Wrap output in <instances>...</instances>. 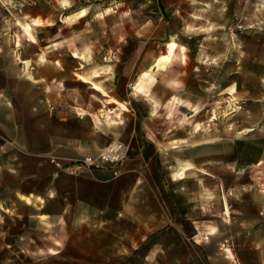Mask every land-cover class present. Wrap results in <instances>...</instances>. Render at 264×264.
I'll return each instance as SVG.
<instances>
[{
	"label": "crops",
	"instance_id": "1",
	"mask_svg": "<svg viewBox=\"0 0 264 264\" xmlns=\"http://www.w3.org/2000/svg\"><path fill=\"white\" fill-rule=\"evenodd\" d=\"M196 1L197 24L211 25L213 40L225 25H234L235 45L228 52L240 64L230 74L241 76L243 102L229 112L236 127L224 128L216 118L206 130L195 127L192 138L181 136L180 143L149 129L146 117H157L150 105L143 113H126L130 101L140 108L133 94L146 90L142 78L153 76L150 70L136 72L141 53L113 75L120 91L124 77L137 73L136 82L127 84L135 101L110 94L94 80L100 74L94 69L76 75L105 98H75L66 109L44 91L39 97L44 86L22 72L29 59L19 61L20 72L12 51L0 49L5 251L42 254L37 264H264V0ZM41 23V18L19 21L32 41V24ZM177 47L176 42L169 63ZM83 54L74 52L88 60ZM159 57L151 69L160 68ZM229 89L231 99L237 98L235 84ZM104 102L115 106L104 109ZM167 106L173 116L177 100L169 99ZM181 119L188 123L190 116ZM115 138L128 147L117 175L109 166L73 172L56 164L97 156Z\"/></svg>",
	"mask_w": 264,
	"mask_h": 264
},
{
	"label": "rangeland",
	"instance_id": "2",
	"mask_svg": "<svg viewBox=\"0 0 264 264\" xmlns=\"http://www.w3.org/2000/svg\"><path fill=\"white\" fill-rule=\"evenodd\" d=\"M196 6V0H0V49L12 51L19 70V61L29 59L22 72L30 81H40L44 86L39 97H43L44 91L45 98L55 97L58 107L66 109L64 104L75 98L77 102L84 96L105 98L80 80L76 72L91 74L94 69L100 70L93 77L95 81L119 100L135 101L128 95L127 84L136 82L137 73L150 70L153 76L142 78L146 90L133 94L140 99L137 101L140 108L130 101L126 105L131 110L126 113L134 110L143 113L150 105V114L157 117H146L149 129L164 140L167 136L169 142L180 143L181 136L188 134L192 138L195 127L206 130L216 118L224 128L236 127L237 123L229 120V112L235 104L241 106L243 102L241 76L230 74L240 64L228 52L230 44L235 45L231 42L235 38L231 35L234 25H225L220 37L213 40L208 28L211 25L198 26ZM34 18L43 20L39 25L32 24L36 41L19 24V21L32 23ZM170 40L178 43L173 61L164 69H151L155 60L167 52ZM236 47L240 50L241 43ZM74 52L85 53L88 60L74 56ZM43 53L46 56L41 60ZM140 53L142 61L137 73L125 76L127 84L119 91L113 78L116 69L128 60L132 64ZM232 84L236 86L237 98L231 99ZM34 96H38L36 89ZM171 98L177 100L178 106L173 116H168L167 101ZM113 106L104 102V109ZM237 113L238 117L243 116L244 105ZM184 115L190 116L188 123L182 122ZM2 244L0 238V264H37L42 257L29 251L7 252Z\"/></svg>",
	"mask_w": 264,
	"mask_h": 264
},
{
	"label": "built area",
	"instance_id": "3",
	"mask_svg": "<svg viewBox=\"0 0 264 264\" xmlns=\"http://www.w3.org/2000/svg\"><path fill=\"white\" fill-rule=\"evenodd\" d=\"M128 156V147L125 142L120 139H112L106 143L99 151L97 156L86 155L73 159L66 163L56 161L58 167L68 171L93 170L104 166L113 169L114 175L120 171V166Z\"/></svg>",
	"mask_w": 264,
	"mask_h": 264
},
{
	"label": "bare ground",
	"instance_id": "4",
	"mask_svg": "<svg viewBox=\"0 0 264 264\" xmlns=\"http://www.w3.org/2000/svg\"><path fill=\"white\" fill-rule=\"evenodd\" d=\"M30 24V23H29ZM27 28L30 29V26L27 25ZM169 50L167 53H164L162 54L159 59L157 60L156 64L158 67L160 68H165L167 66V64L169 63V61L171 60L172 58V55H173V51H174V48L176 46V43L175 42H170L169 43ZM139 91V90H138ZM234 110L237 109V107L235 106V108H233ZM215 117V116H214Z\"/></svg>",
	"mask_w": 264,
	"mask_h": 264
}]
</instances>
